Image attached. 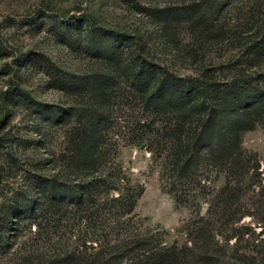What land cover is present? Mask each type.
<instances>
[{"label":"trees","instance_id":"1","mask_svg":"<svg viewBox=\"0 0 264 264\" xmlns=\"http://www.w3.org/2000/svg\"><path fill=\"white\" fill-rule=\"evenodd\" d=\"M251 9L254 25H246L251 34L239 35L248 45L247 59L226 68L222 61L213 67L203 65L195 74L179 73L146 53L147 43L130 50L134 38L98 25L94 17L65 23L68 35L86 28L84 49L106 69L54 81L73 98L70 112L58 105L36 111L53 125L68 129L67 155L58 173L39 176L34 184L38 195L34 214L39 208V218L57 215L72 220L71 226L79 227V232L84 229L82 245L48 264H190L196 257L194 246H168L165 230L154 234L139 230L143 224L135 211L145 188L134 184L120 163L122 144L151 153L160 166L163 188L173 195L176 206L193 209L186 223L192 244L198 239L207 250L214 237L210 227L232 218L244 178L254 169L253 158L243 148L244 135L264 124V0L260 7L255 0ZM172 15L192 19L205 36L216 29L220 43L234 42L219 22L216 3L194 5ZM102 39L114 41L113 49L101 51ZM256 162L260 169V160ZM211 168L218 169V175L227 173V185L217 194L225 196V205L202 215L198 198L207 194L203 183ZM31 212L27 205L8 210L0 222V244L9 240L12 218ZM83 246L86 255L77 257L75 251ZM44 257H28L27 264H47ZM202 262L209 264L205 258Z\"/></svg>","mask_w":264,"mask_h":264},{"label":"rangeland","instance_id":"2","mask_svg":"<svg viewBox=\"0 0 264 264\" xmlns=\"http://www.w3.org/2000/svg\"><path fill=\"white\" fill-rule=\"evenodd\" d=\"M254 2L0 0V222L14 206L27 205L32 209L24 218H12L9 240L0 244H4L0 264H27V258L33 255H46L44 262L48 264L65 251L72 252L82 245L79 240L84 229L79 232V227L71 226L69 218L60 219L57 215L39 218V208L37 217L34 214L38 199L34 184L39 176L58 173V166L67 155L68 129L65 125H53L36 111L58 105L65 113L70 112L69 107L75 103L73 98L57 88L54 81L72 73L106 69L84 49L86 28L68 35L65 23L73 18L94 17L98 25L134 38L130 50L139 43H147L146 53H153L179 73L195 74L203 65L213 67V63L222 61L227 63L226 68L247 59L248 45L239 35L251 34L247 27L254 25L251 9ZM208 3L213 7L216 3V10L220 8L219 22L234 40L232 44L228 40L220 43L215 38L216 29L205 36L195 28L192 19L172 15L198 4L207 7ZM260 4L261 0L259 7ZM101 41V51L113 49L114 41ZM243 148L253 158L254 169L244 178L239 204L231 209L232 218L210 227L214 237L206 254L198 239L196 245L192 244L193 236L186 230L192 207L176 206L173 195L163 188L160 166L151 153L137 145L122 144L120 163L132 182L145 188L135 211L143 224L139 230H150L151 234L165 230L168 246L196 247V257L190 264H203V258L209 264H264V124L244 135ZM256 159L260 160V169ZM218 173V169L211 168L208 180L203 183L208 188L207 194L198 198L202 215L217 206L220 211L225 205V196L217 194L227 185V173ZM75 253L84 257L86 249L79 247Z\"/></svg>","mask_w":264,"mask_h":264}]
</instances>
